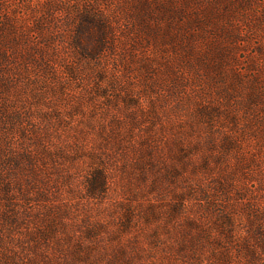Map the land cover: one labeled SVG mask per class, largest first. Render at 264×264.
Segmentation results:
<instances>
[{
  "label": "rangeland",
  "instance_id": "rangeland-1",
  "mask_svg": "<svg viewBox=\"0 0 264 264\" xmlns=\"http://www.w3.org/2000/svg\"><path fill=\"white\" fill-rule=\"evenodd\" d=\"M0 3V264H264V0Z\"/></svg>",
  "mask_w": 264,
  "mask_h": 264
},
{
  "label": "trees",
  "instance_id": "trees-1",
  "mask_svg": "<svg viewBox=\"0 0 264 264\" xmlns=\"http://www.w3.org/2000/svg\"><path fill=\"white\" fill-rule=\"evenodd\" d=\"M52 4L53 3H51V2L46 3L45 8L46 9H50L52 7ZM3 8H4V5L0 3V10H2ZM7 22H8V19H5L4 24H9L10 23V22L9 23H7ZM3 29H1V30L3 31ZM5 38H6V35H1L0 34V46H2L3 43H5V42H3ZM14 54H15V59L18 58L17 60H19L18 51H17V53H16V51H14ZM89 56L90 57H93V53H91V55H89ZM22 57H23V60H22V62H20V64L24 68H28L29 67V62L31 63L33 61L32 60L33 54H31V53L30 54H27L26 53L25 55H22ZM34 60L37 63L39 62V59H36L35 58V55H34ZM5 62L6 63L7 62L8 63H11V62L13 63L14 61H13V58H10L6 54H3V53L0 52V68H1V66ZM1 110L2 109L0 107V113H1ZM100 174H102V173H100ZM89 184H90V191H89L90 192L89 193L90 196H93V197L97 196L98 197V196H100L101 194H103L106 191V188H105V186H106V179L103 176L101 178V175L99 176V180L98 181H95V180L91 179V181L89 182Z\"/></svg>",
  "mask_w": 264,
  "mask_h": 264
}]
</instances>
